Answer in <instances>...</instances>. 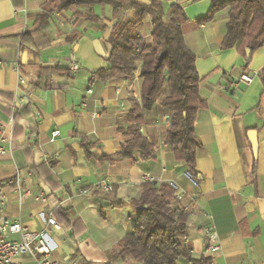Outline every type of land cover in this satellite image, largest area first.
<instances>
[{"label": "crops", "instance_id": "obj_1", "mask_svg": "<svg viewBox=\"0 0 264 264\" xmlns=\"http://www.w3.org/2000/svg\"><path fill=\"white\" fill-rule=\"evenodd\" d=\"M159 1L165 19L171 6L182 11L183 41L195 58L198 93L206 103L194 121L200 143L195 151L197 181L165 143L171 116L162 106L170 94L167 83L142 115L140 132L153 147L144 160L139 150L130 158L120 156L127 140L129 99L140 103L141 61L129 80L92 78L108 66L115 25L133 22L136 10L124 8L115 17L109 6L62 9L60 0H0L2 213L29 231H46L50 258L58 264H141L130 256L112 261L108 256L136 227L134 201L141 185L165 184L174 198L181 197L175 204L188 215L185 245L192 258H209L212 264H264V44L248 61L235 48L222 49L228 9L209 23H196L213 4L225 0ZM151 20L146 15L133 29L147 47L152 43ZM38 76L43 78L36 83ZM241 76L251 82L239 81ZM82 142L90 145L89 156ZM16 178L18 189L8 184ZM100 183L112 191L95 189ZM50 217L60 229L46 225ZM204 226L216 232L217 252L205 253ZM15 261L35 263L27 255Z\"/></svg>", "mask_w": 264, "mask_h": 264}, {"label": "trees", "instance_id": "obj_2", "mask_svg": "<svg viewBox=\"0 0 264 264\" xmlns=\"http://www.w3.org/2000/svg\"><path fill=\"white\" fill-rule=\"evenodd\" d=\"M60 1L62 9L71 6H109L115 17L124 8L137 11L133 22L115 25L109 38L110 52L105 59L108 66L94 72L92 78L101 82L129 80L133 76L136 61H141L140 103L129 99L131 109L125 118L129 127L124 133L127 140L121 146L120 156L130 158L134 151L139 150L144 160L150 157L153 147L140 132L142 115L152 109L156 96L163 84L167 83L170 94L163 100L162 106L171 111V116L165 143L171 147L175 159L183 161L191 178L197 181L195 151L200 143L194 134V121L196 113L204 109L206 103L198 93L199 77L195 58L183 41L181 9L171 6L165 19L159 0H151L149 5L138 2L123 5L118 0ZM225 9L229 10L228 22L221 48H235L243 56L246 49L253 52L260 48L264 44V0H225L215 3L196 23H209L218 12ZM146 15L152 18V43L149 47L133 34L134 26L140 24ZM42 78L38 76L36 83L41 82ZM82 146L89 156L90 145L82 142ZM134 205L138 208L136 227L120 241L118 250L108 256L109 261L130 256L141 261V264H178L179 261L188 264L210 263L209 258H192L186 247L184 239L187 236L188 215L175 204L170 186L144 182Z\"/></svg>", "mask_w": 264, "mask_h": 264}, {"label": "built area", "instance_id": "obj_3", "mask_svg": "<svg viewBox=\"0 0 264 264\" xmlns=\"http://www.w3.org/2000/svg\"><path fill=\"white\" fill-rule=\"evenodd\" d=\"M1 64V63H0ZM70 70L75 72L77 66L72 64ZM239 81L243 83H250L251 78L247 76H241ZM25 81L20 79V85H24ZM90 92V91H89ZM56 135V133H54ZM2 140H0V143ZM4 154V149L0 145V155ZM15 184L16 188H19V180L16 178L14 181H9L8 184ZM95 189H100L111 192L112 187L106 183H100L94 187ZM180 196H176L174 201L180 200ZM4 204V197L2 194V189L0 186V264H22L16 262L15 259L22 255H27L35 259L34 264H58L56 261L50 258L51 250L46 242L45 233L42 232H32L21 226L16 222H12L2 213V207ZM208 218L207 215H204ZM46 225L50 226L52 229H60V226L56 223L54 218L50 217L46 221ZM201 232L206 240L205 253L211 254L219 250L217 234L212 227L204 226ZM16 236V239H9L8 236ZM186 242V238L184 239ZM209 264H212L210 261Z\"/></svg>", "mask_w": 264, "mask_h": 264}, {"label": "water", "instance_id": "obj_4", "mask_svg": "<svg viewBox=\"0 0 264 264\" xmlns=\"http://www.w3.org/2000/svg\"><path fill=\"white\" fill-rule=\"evenodd\" d=\"M250 56H251V50L246 49L245 50V58H246L247 61L250 59ZM250 142H251V145H252L253 154H254V156H256V143H255L254 139L251 140Z\"/></svg>", "mask_w": 264, "mask_h": 264}, {"label": "rangeland", "instance_id": "obj_5", "mask_svg": "<svg viewBox=\"0 0 264 264\" xmlns=\"http://www.w3.org/2000/svg\"><path fill=\"white\" fill-rule=\"evenodd\" d=\"M179 263V262H178Z\"/></svg>", "mask_w": 264, "mask_h": 264}]
</instances>
